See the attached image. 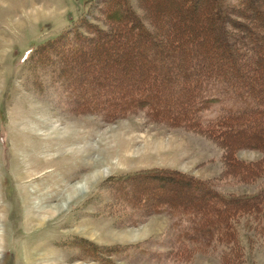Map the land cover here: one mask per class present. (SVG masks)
<instances>
[{"label": "rangeland", "instance_id": "1", "mask_svg": "<svg viewBox=\"0 0 264 264\" xmlns=\"http://www.w3.org/2000/svg\"><path fill=\"white\" fill-rule=\"evenodd\" d=\"M187 4L0 0V264H264V199L219 212L231 236H182L194 223L212 226L217 205L206 188L234 198L264 189V131L261 143L245 122L221 136L145 107L115 117L133 88L159 86L162 77H148L150 70L170 74L177 90L166 91L158 109L175 113L187 82L174 60L197 66L184 43L190 38L201 44L197 38L225 33L230 44L248 34L243 26L264 33L260 3L252 19L240 0H227L236 10L216 14L224 31L208 22L218 1ZM120 18L139 29L118 36ZM135 38L155 55H143ZM219 45L204 46L206 72L239 66L236 78L264 84V49L252 50L256 60L233 50V66ZM159 52L172 55L162 69L151 60ZM257 116L252 121L264 125V113Z\"/></svg>", "mask_w": 264, "mask_h": 264}, {"label": "trees", "instance_id": "2", "mask_svg": "<svg viewBox=\"0 0 264 264\" xmlns=\"http://www.w3.org/2000/svg\"><path fill=\"white\" fill-rule=\"evenodd\" d=\"M192 1V3H191ZM212 2H217L218 1V7L215 8L214 11V18H212V15H208L210 20V25L211 23H214L216 27L220 28V30H225L223 18H229L234 14V10H236L235 7L233 6H226L227 5V0H211ZM188 2L190 5L193 4L195 6L196 3H198V0H181V3ZM242 3L241 5L244 8H247L250 12V18L253 19L254 13H256L260 8L258 7V3H260L261 8H264V0H240ZM187 4V5H188ZM254 4H256L254 6ZM192 6V7H193ZM224 6V7H223ZM216 7V6H214ZM223 7V8H222ZM227 7V8H226ZM259 8V9H258ZM245 9V10H247ZM223 12V18H218L216 15L217 13ZM226 12V13H225ZM192 13V11H191ZM238 13V12H237ZM226 14V15H225ZM257 15V14H256ZM124 19V21H121ZM120 18V25L117 26V33L118 36H121L124 38L126 34L128 33L130 36V33L132 31V28L134 29H139L138 27L135 28V19L133 18ZM251 19V20H252ZM255 19V18H254ZM128 20V21H127ZM230 22V21H228ZM119 23V22H118ZM258 22L254 20L252 25H257ZM217 28V29H218ZM244 31L248 34H244L242 31L240 34H237V36H234L231 39V43L227 44L226 43V38L227 34H221V36L218 34L217 37L214 35L212 39H205L204 38H197L199 39V42L201 44H196V42L192 41L194 40L193 38H190L192 40L185 41L186 46L192 50L191 54L193 57L196 59V67H187L186 64L182 63V59L176 58L174 61L176 64H179V66H175V70H173L176 74L177 77H180L183 82H187L185 85L186 90L181 92L179 100H181V103L179 104L180 106H175L173 114L169 113L166 109V107L161 106L163 108L158 109V105H161L160 99L165 100L167 95L165 94L166 91H170V93L174 92V90H177L176 87H172L171 85L168 84V79L169 75L165 72H162L161 75L158 74V71L150 70L148 72V77H155L158 76V78L162 79L160 80V84L158 85H153V86H148V85H142L141 88H133L132 91L128 95V99L122 102L117 103V108H116V114L115 117H119L120 115L125 114L129 110H136V109H142L145 107L146 110H149L152 112L154 115L157 117H165L170 116L169 118L172 122H184L186 125L189 126H194V125H199L200 123H203L208 126H214L218 129H220V135L223 136L225 133L229 132L231 130L232 126H239L242 125L244 122L249 125L248 128L252 126V129L248 130L250 133V139H257L258 135H260L261 131H264V125H260L261 121L254 122L252 119L255 116H261L262 113H264V84L261 86H258V83L253 79H250L249 81H242L240 80L241 78H236L239 76L238 71H240L239 66L237 68V71L235 73L227 72L226 74L223 73L222 71L218 72H206V69L204 67L208 66L207 64L202 63L204 61V57L202 55H205L207 50L205 49L204 46L211 41L213 44H217L219 41L220 47L219 50H224L222 51L223 53H226L225 55L228 57L231 62H229L231 65L233 64H238L236 61V55H234L233 50H240V57L244 58H250L256 60V56L252 53V50H257L260 51L261 49H264V33H251L249 29V26L246 28L243 26L242 28ZM216 34V33H215ZM128 36V37H129ZM106 38H104L105 40ZM196 39V38H195ZM103 41V39L101 40ZM136 42V46H140L143 55H153V52H145L144 47L141 46L143 45V41L141 42L139 39L133 40L132 43ZM105 43V42H104ZM184 43L182 45H184ZM103 44V42L101 43ZM243 49V50H242ZM125 51V50H122ZM229 51V52H227ZM218 52V51H217ZM160 53V52H159ZM182 54V52H181ZM155 55V54H154ZM153 55V56H154ZM172 55H169V53H160L158 56L152 57L151 60L153 61H158L155 64V68L157 69H162L163 68V63L164 61H168ZM201 61V63L198 62ZM213 61V60H212ZM257 62V61H255ZM166 63V62H165ZM220 64V62H218ZM235 66V65H233ZM209 67V66H208ZM154 68V69H155ZM207 68V67H206ZM251 69H254V66H250ZM138 75V74H137ZM143 77V75H141ZM161 76V77H160ZM101 77L105 78L106 76L103 74ZM224 78V79H223ZM222 80L223 82L219 81ZM237 80L238 82L235 84L232 83L233 80ZM163 81V82H162ZM260 82V79L258 80ZM159 83V82H158ZM227 83V84H226ZM127 91V90H126ZM155 93H153V92ZM168 98V97H167ZM146 101V103H144ZM151 101V102H149ZM143 102V103H142ZM152 102L157 104L156 107H152ZM216 109L217 114L213 117H207V113L210 112L211 110ZM257 116V117H258ZM116 119V118H115ZM247 128V129H248ZM230 134V133H229ZM227 135V134H225ZM230 136V135H229ZM264 138V137H263ZM259 139V138H258ZM261 143L262 140L261 138L259 139ZM264 140V139H263ZM264 144V141H263ZM253 148H256L255 144H252ZM264 147V145H263ZM206 191L208 194H214V202L215 205H217L215 208V211L217 212L214 213L216 218L212 219L213 224L212 226H209V228H202L197 226L195 223L192 225L190 230H184L182 231V236L184 239L188 238L190 240H199L202 239L203 237H207L208 239L211 238V236H215V234L222 236L226 234L225 238L228 237L230 234V230L228 228L229 223L227 222V217L224 215V218H220L219 220L223 219L224 222L220 223L218 220V214L219 212L221 213H230L229 211L237 209H245L249 208L251 206H255L258 203V200H263L264 199V189L257 195H254L252 197H244V198H234L231 196L223 195L217 192H214L211 190L209 187L206 188ZM218 198V199H217ZM227 211V212H226ZM211 222V221H210ZM220 225L223 227L221 229V232H219L218 228H220ZM225 225V226H224ZM230 229H232L230 227ZM230 231V232H229ZM231 236V235H230Z\"/></svg>", "mask_w": 264, "mask_h": 264}]
</instances>
